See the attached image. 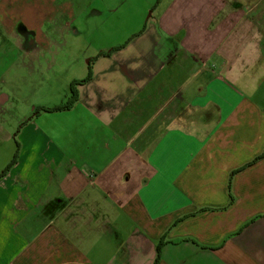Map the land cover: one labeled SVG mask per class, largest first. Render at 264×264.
<instances>
[{
	"label": "crops",
	"instance_id": "0c3cea01",
	"mask_svg": "<svg viewBox=\"0 0 264 264\" xmlns=\"http://www.w3.org/2000/svg\"><path fill=\"white\" fill-rule=\"evenodd\" d=\"M114 48L18 128L0 264H264V0H166Z\"/></svg>",
	"mask_w": 264,
	"mask_h": 264
},
{
	"label": "rangeland",
	"instance_id": "374dc122",
	"mask_svg": "<svg viewBox=\"0 0 264 264\" xmlns=\"http://www.w3.org/2000/svg\"><path fill=\"white\" fill-rule=\"evenodd\" d=\"M165 1L0 0V92L8 97L0 104V174L13 159L17 130L35 113L37 100L66 104L61 84L73 77H66V69L87 67L101 50L125 46L145 30ZM27 31L44 50L42 66L53 61L58 74L57 70L44 69L31 73L25 68L35 56L19 47L23 42L18 34Z\"/></svg>",
	"mask_w": 264,
	"mask_h": 264
},
{
	"label": "trees",
	"instance_id": "16d2710c",
	"mask_svg": "<svg viewBox=\"0 0 264 264\" xmlns=\"http://www.w3.org/2000/svg\"><path fill=\"white\" fill-rule=\"evenodd\" d=\"M115 50H117V48H113L109 52H106V53H101L98 56H101V55L109 56ZM90 78H91V75L89 74L84 80H81V81H73L70 84V87H69V98H68V101L66 102V104H64V105H62L60 107H55V108H51V109H43V110L48 111V112H57V111L67 110L68 108H70L72 106V104L78 98L77 86H79L80 84L87 83L90 80ZM18 147H19V144H18V142H16L17 151L14 154V157H13L12 161L10 162V164L0 174V178H2L10 170V168H12L16 164L17 159H18ZM230 200L232 201V197H230ZM163 244H164V242L162 240H160L158 242L157 246H156V250H157L156 263L159 260V252H160V248L162 247Z\"/></svg>",
	"mask_w": 264,
	"mask_h": 264
},
{
	"label": "flooded vegetation",
	"instance_id": "af4514ba",
	"mask_svg": "<svg viewBox=\"0 0 264 264\" xmlns=\"http://www.w3.org/2000/svg\"><path fill=\"white\" fill-rule=\"evenodd\" d=\"M18 36L22 39L23 44L21 45V47L23 50L33 49L34 47H37L34 43V37L29 31L18 34Z\"/></svg>",
	"mask_w": 264,
	"mask_h": 264
}]
</instances>
